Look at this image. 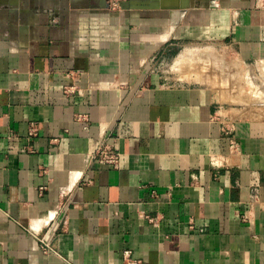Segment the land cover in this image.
Listing matches in <instances>:
<instances>
[{"label": "crops", "instance_id": "crops-1", "mask_svg": "<svg viewBox=\"0 0 264 264\" xmlns=\"http://www.w3.org/2000/svg\"><path fill=\"white\" fill-rule=\"evenodd\" d=\"M212 46L264 63V7L0 0V264H264V102L176 67Z\"/></svg>", "mask_w": 264, "mask_h": 264}, {"label": "rangeland", "instance_id": "rangeland-1", "mask_svg": "<svg viewBox=\"0 0 264 264\" xmlns=\"http://www.w3.org/2000/svg\"><path fill=\"white\" fill-rule=\"evenodd\" d=\"M190 50L177 59L176 67L183 76L194 75L195 80L216 88L223 95L230 93L232 100L238 103L264 102V63L243 64V70L235 69L237 61L225 48L212 46ZM188 54L191 59L187 58Z\"/></svg>", "mask_w": 264, "mask_h": 264}, {"label": "built area", "instance_id": "built-area-1", "mask_svg": "<svg viewBox=\"0 0 264 264\" xmlns=\"http://www.w3.org/2000/svg\"><path fill=\"white\" fill-rule=\"evenodd\" d=\"M255 1H256V5H258L260 7H264V0H255ZM121 2H122V0H107L106 3L108 5V7H110V8H118ZM70 74H69V76H70ZM66 92L67 93L68 92L69 93H73L74 90L72 88H68L66 90ZM36 135H37L36 125H35V123H30L29 124V127H28L27 138L31 140ZM94 157L97 160H99L100 162H103V163L109 164V165H113V166H116L118 164V159H119V157H118V155L116 153L111 152L104 145L103 146L98 145L95 148ZM65 210H66V208L62 209L60 211V213L58 214L57 219H56L58 222H62L64 220L65 213H66ZM50 235L51 236L49 238H46V237L38 238V246H39V249L44 254L53 253V248H52L51 241H52V237L54 236V231H52L50 233ZM128 254H129L128 252H125L124 253V257L127 258ZM128 263L129 264H135L133 261H129V260H128Z\"/></svg>", "mask_w": 264, "mask_h": 264}, {"label": "water", "instance_id": "water-1", "mask_svg": "<svg viewBox=\"0 0 264 264\" xmlns=\"http://www.w3.org/2000/svg\"><path fill=\"white\" fill-rule=\"evenodd\" d=\"M105 1L107 2V0H105ZM106 6H108L107 3H106Z\"/></svg>", "mask_w": 264, "mask_h": 264}]
</instances>
